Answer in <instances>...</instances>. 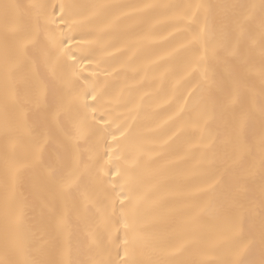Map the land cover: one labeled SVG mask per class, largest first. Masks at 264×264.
I'll use <instances>...</instances> for the list:
<instances>
[{
    "label": "snow or ice",
    "instance_id": "obj_1",
    "mask_svg": "<svg viewBox=\"0 0 264 264\" xmlns=\"http://www.w3.org/2000/svg\"><path fill=\"white\" fill-rule=\"evenodd\" d=\"M0 264H264V0H0Z\"/></svg>",
    "mask_w": 264,
    "mask_h": 264
}]
</instances>
